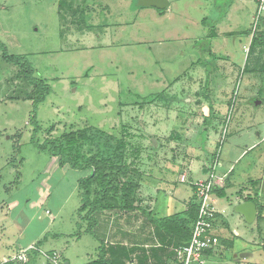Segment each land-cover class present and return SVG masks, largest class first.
Wrapping results in <instances>:
<instances>
[{
	"label": "rangeland",
	"instance_id": "374dc122",
	"mask_svg": "<svg viewBox=\"0 0 264 264\" xmlns=\"http://www.w3.org/2000/svg\"><path fill=\"white\" fill-rule=\"evenodd\" d=\"M138 1L0 0V263L35 237L36 251L29 253L35 252V264H51L42 252L52 250L59 264H84L99 247L84 232L92 224L79 218V188L59 216L31 208L51 158L31 142L35 123L40 143L51 128L53 138L89 129L94 142L113 149L125 137L139 186L138 175L160 165L163 154L175 152L203 178L206 159L208 165L218 152L216 175L227 173L234 185L227 190L230 202L220 203L227 205L220 220L228 225L223 234L230 246H219L209 261L264 264L256 221L239 220L231 206L236 190L252 194L264 179V74L243 72L255 1L168 0L162 15ZM71 7L79 16L72 17ZM263 20L264 12L254 33ZM3 53L25 58L45 81L49 93L42 102L33 103L31 88ZM256 58L249 56L250 68ZM152 95L161 98L145 104ZM47 184L59 185L56 173ZM71 185L67 177L55 187L58 196ZM242 253L251 257L235 261Z\"/></svg>",
	"mask_w": 264,
	"mask_h": 264
},
{
	"label": "trees",
	"instance_id": "16d2710c",
	"mask_svg": "<svg viewBox=\"0 0 264 264\" xmlns=\"http://www.w3.org/2000/svg\"><path fill=\"white\" fill-rule=\"evenodd\" d=\"M70 9L72 17L79 16L78 9L73 7ZM81 11L85 10L82 9ZM156 11L160 15L164 14V10ZM262 23L259 30L251 37L247 62L243 72H258L264 74V20ZM246 34L249 35V32ZM212 37H214L213 31L207 38L210 39ZM254 54L257 55L255 67L250 68L248 59L250 55ZM1 59L5 63L12 64L18 68L17 74L20 75L22 81L32 90L31 98L34 104H38L46 98L49 93L48 85L43 79L37 78L34 75L33 70L25 58L3 53ZM160 98L159 95H152L144 103L149 104ZM37 129L38 127L34 123L31 142L38 151L48 153L51 157L56 158L59 167H66L71 170L88 173L78 182L81 199V206L78 212L79 218L88 220L92 224L91 229H86L84 232L91 233L93 236L95 235V239L99 241V247L96 258L84 264H125V261L131 263V257L124 248L119 246L106 247L103 241L99 240V236L94 234V230L98 224V215L104 211L116 210L122 212L132 211L137 208L139 185L135 181V174H133L131 169L133 162H128L129 151L127 147L130 144L123 137L115 142L116 146L114 149L109 143L107 144V141L104 143V146L100 142H94L92 140L89 129L70 131L69 133H63L53 138L51 136L53 128L48 130L46 133L47 137L40 143L34 138ZM251 184L252 187L256 185L254 182H251ZM245 189V187L241 188L237 196L242 201L253 202L255 204L257 209L256 223L258 233L262 235V248L264 250V197L260 194V190L252 194L243 195ZM214 193L218 197H224L225 195L224 190H218L217 188L214 190ZM197 210L198 204L196 202L195 204H191L184 217L174 216L172 218L156 220V223H158L157 227L172 236L175 235L174 239L177 241L175 244L176 247L186 245L191 237ZM176 229L182 232L181 236L174 233L173 230ZM35 260L36 254L33 252L28 256V261L25 264H35ZM146 261L145 256L136 258V264H146Z\"/></svg>",
	"mask_w": 264,
	"mask_h": 264
},
{
	"label": "crops",
	"instance_id": "0c3cea01",
	"mask_svg": "<svg viewBox=\"0 0 264 264\" xmlns=\"http://www.w3.org/2000/svg\"><path fill=\"white\" fill-rule=\"evenodd\" d=\"M259 136V134H258ZM264 140V131L263 137ZM170 148H173L172 146ZM180 155L175 152L169 154H163L161 160L166 163L165 169L160 165L156 166L154 163L150 164L148 172H142L139 176V190L137 193L138 205L135 210L132 211H104L97 218V226L94 230V234L99 236V240L103 241L104 246H119L124 248L131 257V263L125 261V264H136L137 257H146V264H176L174 261V248L176 247V240L174 236L159 229L156 220H162L166 218H172L174 216L184 217L186 212L189 210L191 204H195L197 201L194 196V189L191 186V182L203 181L207 178V161L202 168V177H194L190 171V163L181 159ZM132 160L129 159L128 162ZM170 164L171 168L166 169L167 165ZM163 168V169H162ZM48 170L45 171V179L43 184L37 187V201L31 202V208L45 209L44 214L49 217L59 216L67 205L71 202L73 194L79 188L78 182L81 178L85 177L88 173L78 170H71L66 167H59L57 159L51 157L48 161ZM153 172H156L154 176ZM228 172V171H227ZM51 173H56L58 176V183L61 185L67 177L72 179V185L69 190L66 191L63 196H58L57 188L60 186L48 185L47 183L51 179ZM84 173V174H81ZM185 175L186 181L181 182V177ZM141 176V178H140ZM227 173H222L218 176L222 178V182L217 187L218 190H224V197H218L214 193V208L216 211V218L213 225L212 236L217 242V246L212 250H208L204 253L203 264H213L215 261L210 258L215 257L218 253L219 246L229 247V240L227 236L223 234V230H227L226 225L220 220L225 212H227L226 204H220L223 199L230 202L227 190L234 188L233 183L230 179L226 178ZM145 178V179H144ZM240 190V189H239ZM239 190H236L231 200V206L242 202L237 196ZM221 192V191H220ZM250 189L246 188L244 194H250ZM260 194L264 197V189H260ZM57 195L56 202H53L52 197ZM160 200V207H157L158 201ZM44 206H47L45 208ZM79 209V207H78ZM239 220L244 222L241 215L236 214ZM52 217L50 221L54 219ZM256 221V220H255ZM254 221V222H255ZM49 224V223H48ZM48 226V225H47ZM45 229L41 231L43 233ZM176 235L181 236L182 232L178 229L173 230ZM40 234L38 236H40ZM235 236L238 235V231L235 230ZM260 235V234H259ZM262 235L258 238L262 242ZM95 237V235H94ZM38 237L27 240L25 245H19V249L27 248L31 245H35ZM80 240V238L78 239ZM97 240V239H96ZM99 242V241H98ZM133 251V252H131ZM56 252L52 250V253ZM251 257V256H250ZM236 261V260H235ZM69 264L68 262H66Z\"/></svg>",
	"mask_w": 264,
	"mask_h": 264
},
{
	"label": "built area",
	"instance_id": "2783aa9c",
	"mask_svg": "<svg viewBox=\"0 0 264 264\" xmlns=\"http://www.w3.org/2000/svg\"><path fill=\"white\" fill-rule=\"evenodd\" d=\"M255 1L254 25L252 36L256 26L264 12V0ZM224 135V131L222 132ZM223 138V137H222ZM220 167L218 152L207 165V178L203 181L191 182L194 189V196L198 204L197 216L192 227L191 237L186 245L174 249L176 264H203V255L206 251L217 246L212 236L216 211L214 208V190L222 182V178L216 175V169ZM181 182L186 181V176L181 177ZM31 251H36L34 245L20 249L17 254L2 261L0 264H25ZM39 252V251H38ZM41 254V252H40ZM42 256L51 264H59V256L53 252L50 255L42 252Z\"/></svg>",
	"mask_w": 264,
	"mask_h": 264
},
{
	"label": "water",
	"instance_id": "95a60500",
	"mask_svg": "<svg viewBox=\"0 0 264 264\" xmlns=\"http://www.w3.org/2000/svg\"><path fill=\"white\" fill-rule=\"evenodd\" d=\"M138 7L141 8H154L156 10H165L169 7L168 0H139L137 3ZM152 146H156L154 139L151 140ZM259 189H264V179L259 184ZM233 211L235 214L241 215L246 223H253L256 220L257 209L253 202L242 201L234 204ZM251 256L248 253H242L239 256H234L235 260L238 261L240 258ZM67 264V263H65Z\"/></svg>",
	"mask_w": 264,
	"mask_h": 264
}]
</instances>
